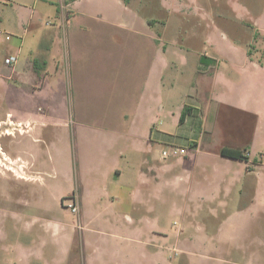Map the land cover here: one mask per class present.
Here are the masks:
<instances>
[{"label": "crops", "instance_id": "obj_1", "mask_svg": "<svg viewBox=\"0 0 264 264\" xmlns=\"http://www.w3.org/2000/svg\"><path fill=\"white\" fill-rule=\"evenodd\" d=\"M55 1L0 0V26L5 33H9L2 35L4 39L1 42L6 45V58L17 56L13 67L6 65L8 58H5L4 64L9 68L5 76L8 82H19L23 86L20 122L25 125L23 130L28 139V143H24V150H27L24 157L13 156L7 150L6 155L11 162L26 160L34 163L35 167L42 157H46L47 161L53 160L52 150L57 145V137L53 132L55 137L47 139L46 130L63 127V123L54 120L57 115L63 116L57 111H61V107L65 110L69 98L76 100L75 93L82 100L79 88L88 85L93 77L101 86L100 93L95 92L101 109L100 113L91 116L118 119L121 128H109L106 132L118 138L121 148H101V164L107 166L113 163L115 166L88 185L80 175L77 196L82 211L86 194L96 205L93 209L95 216L86 221L81 216L83 227L75 225L71 228L63 220L47 221L31 217L22 210L11 214L10 211L0 210V219L11 220L14 232H19L15 243L9 241L6 233L0 235V249L15 255L9 260L18 264H104L107 260L139 264L142 255L143 260H153L154 264H171L170 257H157L145 249L142 252V246H156L159 239L168 240L169 237L154 225L150 239L143 240L140 236L141 218L129 214L130 211L133 215L140 214L141 207L147 208L151 198L162 194L159 191L163 189L195 199L189 203L196 207V212L206 207L210 212H216L217 208L229 206L227 199L235 194L236 187H240L238 197L247 200H239L235 217L252 211V214L261 213L264 210V152H254V147L264 133V60L255 57L254 52L257 51H253V46L245 49L231 46L228 50L213 47L214 55L205 53L198 63L195 57L190 56L199 55L195 50L163 40L172 36L169 32L172 19L161 25L163 30H156L157 21L149 16L148 0H131L129 4L124 0H115L118 6L132 13L128 19L109 14L95 16L98 21L114 28L109 46L101 40L102 37H96L94 41L91 31L77 24L80 18H84L83 21L90 18L75 7L83 0H57L63 4L62 7L59 4L58 8ZM170 1L183 10L191 4L196 6L195 19L202 17L208 21L210 18L207 14L202 16L197 1L192 0L189 5L182 0ZM229 1L232 13L236 14L235 19L241 22L244 19L240 14L237 16L241 9L245 13L252 12L248 6L233 5ZM142 5L145 15L140 14L139 7ZM44 20H52L53 24L43 27L41 23ZM251 20L256 25L254 36L264 38V6ZM19 31L23 35L18 34ZM220 35L228 38L224 33ZM7 36H10L9 40ZM207 39L211 44L210 35ZM14 40L17 43H13ZM220 57L228 63L227 74L221 71ZM191 80L193 82L189 84ZM5 85L6 88H13L7 82ZM66 86L71 88L69 95ZM86 96L88 99V93ZM97 106L95 112H98ZM84 110L94 112L90 107ZM184 111L187 116L182 123ZM9 115L14 117L12 113ZM164 116L189 139L187 156L171 158L172 162L157 159L153 154L159 143L153 135L154 129L158 118ZM234 116L238 119L233 129L237 127L239 136L231 140L239 141L217 142V134L232 132ZM146 118L148 121L143 120ZM160 124L166 128L168 123L160 121ZM84 125L87 126L79 124L81 127ZM78 128L74 129L76 141ZM97 131L98 136L104 130ZM236 131L232 133L236 134ZM197 132L200 133L199 140L194 139ZM158 133L162 135L161 131ZM144 145L146 151H142ZM224 148L243 151L247 160L222 156ZM135 156H138L137 160H134ZM121 162L125 165L122 170ZM40 165L45 167L43 163ZM241 169L242 173L245 169V174L241 173ZM37 177L42 180L40 186L47 188L45 174L38 173ZM111 177L115 182H110ZM120 181L121 192L113 197L111 190ZM122 197L130 199L131 204L128 212L123 214L116 211ZM231 217L228 218L230 223ZM243 218L246 219L247 215ZM238 219L233 224H241L242 220ZM113 220L117 225L124 226L121 234L108 232ZM98 222H101L100 226H97ZM233 224L231 227L236 228ZM220 230L219 242L226 237L225 228ZM110 236L121 245L117 257H104L108 253L102 248L103 242H108ZM126 252L128 257H123ZM135 253L137 256H134Z\"/></svg>", "mask_w": 264, "mask_h": 264}, {"label": "rangeland", "instance_id": "obj_2", "mask_svg": "<svg viewBox=\"0 0 264 264\" xmlns=\"http://www.w3.org/2000/svg\"><path fill=\"white\" fill-rule=\"evenodd\" d=\"M148 1L150 2L149 16L150 18H155V21H157L156 30H163V26L161 25L165 24L167 20L172 19L169 22V26H171L169 32L172 36L163 40L167 42L172 41L175 45L195 50L199 55L190 54V56L195 57L198 63L201 62L205 53L214 55V51H212L213 47L226 48L228 50L231 46L242 49L253 46V51H257V53L254 52L255 57L264 60V38L254 36L256 25L251 20L253 16H258L261 12L264 0H231L233 5L237 3L243 7L248 6L249 11H252L251 13H245L241 9V13H238L237 16L240 14V17L244 19L242 22L235 19L236 14L232 13V6L229 0H193L197 1L196 5L200 7L199 10L202 16L207 14L210 17L208 21H205L202 17L200 19L194 18L196 6L189 5L192 0H182L183 3H188L189 5L185 10L182 7L173 6L174 2L171 3L170 0ZM31 3L32 1L29 4ZM59 4L60 7L63 6V4L61 5L56 0L55 7L58 8ZM75 7L78 11L88 14L90 17L85 21H83L84 18H80L77 20V24L81 25L83 29L91 31L94 41H96V37H99V39L102 37L101 40L109 46H111L110 37L114 28L105 22L98 21L95 16L109 14L115 18L117 16H124L127 19L132 16L130 11H125L118 6L115 0H83ZM139 8H141L140 14L145 15L146 11L143 9V5ZM252 13L253 15H250ZM213 19L214 21H212ZM57 23L59 24V20ZM41 24L43 27H47L52 25L53 21L44 20ZM212 27H215V29H212ZM0 31L3 32V35L7 34L2 26H0ZM181 32L182 34L180 35ZM107 33H109L108 37ZM221 33L226 34L228 38H223L220 35ZM18 34L23 35V32L19 31ZM208 35L211 36V44L208 42ZM2 39H4L3 36L0 38V81H2L0 82V210L2 212H5V210L10 211V214L22 210L23 213L31 217H41V219H46L47 221L63 220L71 228L75 225L81 228L83 227L81 216H83L84 221L93 217V215L95 216L93 209L96 208V205L92 203V199L86 194L84 198V210L82 211L80 198L77 196L80 190V175L83 176L85 183L88 185L90 181H94L97 177H100V175L115 166L113 163L107 166L101 164V148H121L118 138L106 132L109 128L114 130L120 129L121 125H119L116 118L91 116L93 113H100L101 109L99 96L95 94V92L101 90V86L96 82L95 77H93L95 80H90L88 85L79 88L81 95L79 96L82 100H79L77 93H75L76 100L72 101L69 98L64 106L65 110L61 107V111H57V114L63 116L59 117L57 115V118L54 120L63 123V127H54V129L46 130L47 139L50 140L55 135L57 137L55 141L57 145L52 150L53 160L47 161L46 157H42L37 167H35L34 163L30 164L28 163L30 161H22L21 159L11 162L6 152L8 151L11 155L22 158L27 152L26 149L24 150V143L27 144L28 139L26 132L23 130L25 125H22L20 122L23 104L20 95L23 86L19 82H8L6 80L5 73L9 68L5 66L4 62L8 57L6 58V45L1 42ZM13 43H17V41L14 40ZM219 63L221 64V71L227 74L229 69L227 61L220 57ZM93 73L96 72L93 71ZM5 82L13 88H6ZM192 82L191 80L189 84H192ZM66 92L67 95L72 93L71 88L66 86ZM96 99L97 101H95ZM34 105L33 109L36 110ZM96 105H98L96 109L98 112L94 111ZM84 106L86 107L84 108ZM87 107L92 108L94 112L84 110ZM10 113L14 117L9 115ZM165 118V116L158 118L155 129L151 127L154 129L153 135L155 138H158L159 142L153 153L157 159L162 158V152L168 146L189 149L188 135L182 134L176 125L169 122L170 119L165 120ZM234 118H232L234 122L232 121L231 123L232 129L236 126L238 119L236 116ZM143 120L148 121L147 118ZM160 121L168 123L166 128L160 126ZM80 123L87 124V126L81 127L79 126ZM75 128H78L77 141L74 135ZM100 129H103L104 133L101 132L97 136V130ZM236 130L238 131L237 127L231 131ZM158 131H161L162 135ZM237 131L236 134L232 132H228V134L222 132V135L217 134V142L237 143L239 140H231L239 136L237 135ZM82 133H85V135ZM199 137L200 133L197 132L194 139L199 140ZM146 148V145L142 146V151H146ZM254 148L256 149L254 152H257V150L264 152V133L262 138L259 136ZM105 152L107 153V151ZM137 157L135 156L134 160H137ZM165 162H172V159H168ZM41 163L45 164V167L44 165H40ZM121 163L120 170L125 166L123 162ZM244 171L245 169H243L242 173L241 169L242 174H245ZM38 173L45 174V179L48 183L47 188L40 186L42 180L37 177ZM113 178L111 177L110 182H115ZM116 183V187L111 190L115 193L111 192L113 197H115L114 195H119L121 192L122 182ZM239 190L240 187H236L234 189L235 194L233 193L227 199L229 204L227 208H217L216 212H210L209 207L196 212L194 211L196 207L189 203L195 199L183 197L180 193L173 192L170 189L159 191L162 194L151 198V203H145L147 208L142 206L140 214L133 215L132 211L129 210L131 216L141 218L142 220L143 225L140 228V236L143 240L148 241L150 239L155 226L160 228L159 230L169 237L168 240L159 239L156 246H142V252L145 249L147 252L155 253L157 257H170L171 264H264V210L261 213L252 214V211L248 214L243 213L240 217H235V212L239 210V200L243 202L247 200H242L238 197ZM121 200L122 203L120 205H115L117 207L116 211L123 214L124 212H128V207L131 204H129L130 199L127 197H122ZM74 202L76 206L78 205L77 213H74L70 208V205L74 204ZM10 214H8L9 219H12ZM245 215H247L246 219L243 218ZM230 216H232L231 223L228 220ZM237 218L240 221L242 218L244 220L239 225L233 224ZM226 221L228 222L226 223ZM124 224L127 226L126 223ZM231 224L236 228L231 227ZM100 225L101 222H98L97 226ZM13 226L11 220L6 222V218L0 219V235L3 232L6 233L9 241L15 243L16 239H19V232H14ZM122 227L124 226L117 225L116 221L113 220L108 228V232H119L121 234L124 230ZM221 227L225 228L224 233L226 237L225 240L223 239L219 242L218 236L221 232ZM213 236L215 238H212ZM102 248L105 253H108L104 254V257H117L121 250V245L118 242L115 243V240L110 236L108 242H103ZM127 254L126 252L122 255L123 257H128ZM134 256H137V254L135 253ZM13 257H15L13 253H6L4 248L0 249V264H18L17 261L9 260ZM223 260L224 262H222ZM125 263L107 260L104 264ZM139 264H154V262L149 259L147 261L143 260L141 255L139 257Z\"/></svg>", "mask_w": 264, "mask_h": 264}, {"label": "built area", "instance_id": "obj_3", "mask_svg": "<svg viewBox=\"0 0 264 264\" xmlns=\"http://www.w3.org/2000/svg\"><path fill=\"white\" fill-rule=\"evenodd\" d=\"M3 35V32L0 31V36ZM7 39H10V36H7ZM17 62V56H11L6 60V65L9 67H13L14 64ZM188 151L184 148L177 147V146H168L162 152L163 159H171V158H179L183 156H187ZM78 206V205H77ZM74 204L70 205V208L74 213L78 212V207Z\"/></svg>", "mask_w": 264, "mask_h": 264}, {"label": "trees", "instance_id": "obj_4", "mask_svg": "<svg viewBox=\"0 0 264 264\" xmlns=\"http://www.w3.org/2000/svg\"><path fill=\"white\" fill-rule=\"evenodd\" d=\"M131 0H124V2L126 4H129ZM187 114L186 111H184L182 117H181V122L183 123L185 121ZM222 156L224 157H228L231 159H236V160H247V157L244 156L243 151H239V150H232V149H228V148H224L221 152Z\"/></svg>", "mask_w": 264, "mask_h": 264}]
</instances>
